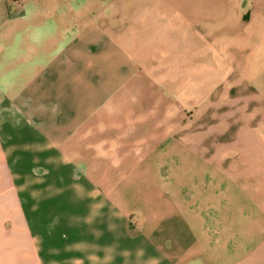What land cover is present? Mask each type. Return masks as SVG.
Wrapping results in <instances>:
<instances>
[{"label":"crops","instance_id":"0c3cea01","mask_svg":"<svg viewBox=\"0 0 264 264\" xmlns=\"http://www.w3.org/2000/svg\"><path fill=\"white\" fill-rule=\"evenodd\" d=\"M169 1L136 0L129 30L126 0H0V264H264V209L255 203L264 204V191H215L214 211L222 215L229 196L234 213L231 248L215 235L220 221L211 237L173 191H126L141 174L127 175L128 165L173 153L174 97L164 88L174 61L196 60L203 107L221 106L231 88L222 84H241L246 110L232 112L231 126L247 140L263 133L264 148V0H176L178 17L157 27ZM191 29L201 37L193 55L174 43ZM191 145L181 142L183 154L206 144ZM244 160L236 154L233 171L252 163L247 176L263 173L254 165L264 158ZM63 165L97 196L70 219L57 209L45 215L44 194L31 191L62 179Z\"/></svg>","mask_w":264,"mask_h":264},{"label":"rangeland","instance_id":"374dc122","mask_svg":"<svg viewBox=\"0 0 264 264\" xmlns=\"http://www.w3.org/2000/svg\"><path fill=\"white\" fill-rule=\"evenodd\" d=\"M84 4V1H78L74 3V8L80 11ZM136 4V0H126L124 3L127 15L125 29L134 28V13H136L134 12V6ZM176 4V0H174L173 2L169 1L167 7H160L157 27H164L166 18L169 20L172 17H178L175 13V10L178 9ZM162 33H158V35H161V37L158 36L160 37L158 38L160 43L163 40L165 41V36ZM200 38L197 36L195 29H191L189 35H184L179 40L175 36L174 43L177 42L176 44H179L180 47L184 46L185 49H189L191 55H193L201 42L199 41ZM119 40L122 44H130L133 47L122 36ZM146 40L149 42V38H146ZM173 64L176 68H171L169 77L174 78V83L169 84L167 89L163 87L168 95L174 97V115L172 117L174 132L172 139L175 146L173 153L169 154L168 157L165 156L163 158L164 162L128 165L131 169L127 175L133 176V172H140L141 174H137L136 180L131 183V187L126 191H173L175 201L178 200L180 203L192 205L195 213L202 219H206L207 225L211 227H209L212 233L211 237L214 234L213 230L216 229L213 221L218 220L222 228H217L216 231L218 232L215 235L222 236L223 240H230L233 234H231L232 228L229 220H233L234 213L226 206L229 205V196L223 197L225 199V201L223 199L225 210L220 215L213 209L214 194L215 191H264V170L263 173L260 170L258 174L251 173L247 176L245 173L250 171L248 166L251 168L252 163H240L234 171L232 169V161L236 154L240 161H245L244 158L248 161L253 158H264V148L259 146L263 141V133H250L251 136L248 139L255 144L254 147H250L247 146L249 144L246 142L249 140L245 138V133L243 135L233 131L231 123L237 117L230 115L232 112L237 113L240 111L239 108L241 109L244 106V103H241L242 100H239L237 96L241 92V95L243 94V90L240 88L241 84H222L223 90H229V87H231V91L226 92L227 98L222 100L221 106L215 108L214 99H211L210 101L206 100L207 105L203 107L202 101L195 96L199 87L196 82V60L190 59L189 65L183 68L179 66L181 64L179 61H174ZM140 70L143 75L155 76L150 70L148 71L143 67ZM160 71L165 75V68L160 69ZM260 78L263 81L264 70ZM187 79L188 83L186 82ZM182 80H184V83H182ZM242 110L245 111L246 108L244 107ZM223 126L225 128L229 127L230 130L226 131ZM181 142L186 143V145L193 144L191 146H194V144L197 146L199 142L206 145L201 149L193 148L190 150L186 147V151L189 152L190 150L187 155L182 152ZM218 143H220V146H218ZM247 155L250 157H247ZM254 167L264 169V165L261 163L254 165ZM74 171L75 169L72 166L63 165L62 179L40 180L37 181L34 187L35 190L31 189V191H40V195L44 194L38 197L44 199V206L41 207V210L45 212V215L57 209L61 211L62 215H67V219H70L71 213L69 211L75 215L77 213L85 214L87 205L91 203L92 199L94 201L97 199V196L89 190L91 185L88 181L80 177V174L74 173ZM238 177L242 178L238 179ZM127 182H130V180ZM117 187L120 188L121 185ZM122 188L123 186L120 189ZM256 198L255 196V203L263 210L264 204L260 207ZM127 219L131 225L139 222V216L134 212L127 214ZM262 227L264 230V222L261 229ZM230 241L228 245L231 248L233 247V240Z\"/></svg>","mask_w":264,"mask_h":264},{"label":"built area","instance_id":"2783aa9c","mask_svg":"<svg viewBox=\"0 0 264 264\" xmlns=\"http://www.w3.org/2000/svg\"><path fill=\"white\" fill-rule=\"evenodd\" d=\"M9 1H11L13 3H18L19 2V0H9Z\"/></svg>","mask_w":264,"mask_h":264}]
</instances>
